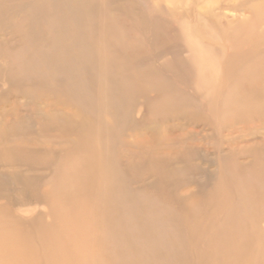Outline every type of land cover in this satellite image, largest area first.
Here are the masks:
<instances>
[{"label": "rangeland", "instance_id": "1", "mask_svg": "<svg viewBox=\"0 0 264 264\" xmlns=\"http://www.w3.org/2000/svg\"><path fill=\"white\" fill-rule=\"evenodd\" d=\"M84 2L0 0L5 238L24 264H264V0Z\"/></svg>", "mask_w": 264, "mask_h": 264}, {"label": "bare ground", "instance_id": "2", "mask_svg": "<svg viewBox=\"0 0 264 264\" xmlns=\"http://www.w3.org/2000/svg\"><path fill=\"white\" fill-rule=\"evenodd\" d=\"M72 2H74L75 4L77 2L78 5H79V9H81L83 6L85 7V5H87L86 2H84V0H72ZM102 43H103V41H102ZM108 58H110L113 62H115L114 61V55L110 51L108 52ZM81 167H82V165H80V168ZM67 226H68V231L70 232V227L71 226H69L68 224H67ZM0 231L4 232L3 235L6 232L5 228H3V229L1 228ZM12 240H13L12 236L9 237L8 239L5 238V235H4V238L0 237V259H1V264H14V260H16L18 258H19L18 262H22L21 264L29 262L31 257H28V254H26V253H25V255H23V251L20 250L21 247H24V246L27 247L29 245L27 243L23 242V241H15V240L12 241ZM45 243H47V242H45ZM63 247H64V250H61V251H59L60 249L58 250L59 255H60L59 256V258H60L59 264H64V262H66V264H69L70 262L71 263L72 262L75 263L76 259L73 257V255H71V254H73V252H71L72 251V249L70 248L71 246L66 244V246H63ZM52 251H54L53 248H52ZM7 253L9 254V256H7Z\"/></svg>", "mask_w": 264, "mask_h": 264}]
</instances>
